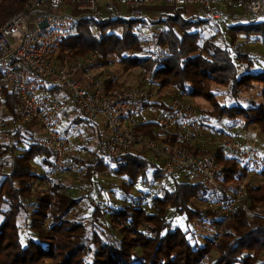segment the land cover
Here are the masks:
<instances>
[{
    "label": "trees",
    "instance_id": "trees-1",
    "mask_svg": "<svg viewBox=\"0 0 264 264\" xmlns=\"http://www.w3.org/2000/svg\"><path fill=\"white\" fill-rule=\"evenodd\" d=\"M29 1L0 0V24L20 12ZM184 9L177 8L174 15L161 16L157 21V25L163 26L158 43L167 49L163 59H151L148 48L133 32L137 21L121 18L111 7L105 9V17H79L72 34L59 47V53L73 60L94 57L96 69L107 70L115 62L126 70L140 69L146 75L145 83L158 86V93L171 88L174 96L184 100L206 101L212 109L201 110L204 116L197 121L202 127H207V116L214 115L225 117L231 127L241 122L244 129L257 127L264 134V70L240 74L238 69L239 65L251 67L254 60L238 41H257L264 46V16L256 22L229 26L231 43L228 44L221 27L228 26V20L235 18L233 14L225 10L218 28L211 31L201 28L205 20L196 14L186 18ZM104 85L108 90L121 88L115 76ZM213 85L227 88L229 105L221 103ZM258 85L262 100L250 101L248 108L241 106L242 92ZM148 93L145 109L158 106L151 103L152 90ZM17 103L16 91H6L0 98V120L9 111L12 120L21 124L15 115ZM139 124V132L147 141L175 144L174 139L158 134L157 123ZM5 133L8 141L0 142V264H264V218L251 220L237 207L233 219L226 222L219 213L193 209L190 204L204 196L201 184L175 182L174 191L166 190L154 196L151 205L157 207L155 212L148 210L152 206L143 197L132 199L125 206L110 208L111 201L96 203L88 200V194L77 196L76 191H71L72 185L53 179L51 152L41 146L39 139L31 137L29 147L16 154L18 144L23 141ZM97 138L100 144L107 137L97 133ZM199 148L190 146L195 154L213 152ZM213 154L224 168L227 185L245 173L222 151L216 150ZM38 157L42 158L41 173L32 164ZM111 160L117 163L116 172L128 178L123 183V190L128 193L152 170L155 180L165 177L161 165L156 166L132 152ZM97 169L104 172L108 166L102 162ZM94 176L87 171L91 186L95 183ZM257 179L249 184L245 201L250 207L264 211V170ZM34 182L45 190L35 191ZM76 184L82 188L81 183ZM175 208L184 210L188 223L202 227L209 223L215 228L214 235L201 243L178 227L166 233V214ZM81 215L85 217L80 218ZM22 216H25L24 226L20 223ZM213 251L216 257L210 256Z\"/></svg>",
    "mask_w": 264,
    "mask_h": 264
},
{
    "label": "built area",
    "instance_id": "built-area-1",
    "mask_svg": "<svg viewBox=\"0 0 264 264\" xmlns=\"http://www.w3.org/2000/svg\"><path fill=\"white\" fill-rule=\"evenodd\" d=\"M157 3L200 9L204 26L211 31L218 28L223 17L221 7L241 10L249 22L264 16V0H31L0 24V98L8 90L16 91V118L22 125L35 124L44 133L40 144L51 152L50 171L55 180L70 174L76 183H81L86 168L140 148L153 154L165 176L182 174L188 183L201 184V201L224 221L233 219L237 207L251 220L264 218L262 208H252L245 201L249 184L264 170L261 150L243 144L229 130L204 139L197 131L200 126L196 107L177 96L172 97L168 113L158 123V134L174 139L175 144L147 141L139 132L137 120L149 100L146 89L124 86L108 90L104 83L113 81L114 76L106 69H96L94 57L73 60L58 54L79 17H100L111 7L137 21L133 32L148 48L151 59L165 58L167 49L158 43L162 29L151 24L144 12ZM69 103L90 124L95 125L98 119L104 121L108 136L96 148L89 136L63 127ZM211 145V151H222L245 171L231 185H227L224 168L213 152L195 154L190 149Z\"/></svg>",
    "mask_w": 264,
    "mask_h": 264
},
{
    "label": "rangeland",
    "instance_id": "rangeland-1",
    "mask_svg": "<svg viewBox=\"0 0 264 264\" xmlns=\"http://www.w3.org/2000/svg\"><path fill=\"white\" fill-rule=\"evenodd\" d=\"M102 6L104 4L102 3ZM221 11L224 13L225 8L222 9ZM196 10V16H198L201 20H204L203 14L200 11V9L195 8ZM105 11V10H104ZM103 11L102 17H105L106 13ZM227 13L233 14L235 18L233 17L232 20H228V26L225 28L221 27V32L223 33V36L225 37L226 43L230 44L231 39L230 36L227 33V28L229 26H234L237 24H247L249 23L247 19L243 17L242 11L239 9H228L226 10ZM121 18H126L125 13L119 14ZM155 18V17H154ZM149 19V18H148ZM150 23L154 24L155 27L162 29V25L158 24L157 21L159 18L154 19L153 21L151 19ZM223 25V24H222ZM204 25L201 27L204 29ZM249 41V39H248ZM239 43L242 44V49L244 52L249 53L253 60V64L251 67H244L239 65V73H256L260 72L261 70H264V46L257 41H252L250 43H247V40L241 39L238 41ZM236 44L234 45V47ZM59 56H61L60 53H58ZM110 74L116 77L117 82L119 81L121 83V87L124 86H130V87H141L143 90H152V97H151V103H156L158 106H150L145 109V111L141 114V118L138 117V121H140L142 118L145 119L147 122H154L157 123L160 121L162 118L164 112L167 110L168 107L171 105V100L172 97L175 95L173 93V90L171 88H168L164 92L158 93L159 87L154 86L150 87L149 84L145 83L147 82L146 75L141 71L140 69H135V70H126L124 66L118 62H115V64L107 69ZM214 91L216 92L218 99L221 101V103L225 105H229L230 101L228 99V90L227 88H222L217 85L212 86ZM261 86H256L254 89L248 92H242L241 98L239 100V103L243 107H250L251 103L250 101H256L260 102L261 99V94H260V89ZM171 96V97H170ZM191 104H193L196 107L197 113L199 117H203L204 113L203 111L205 110H211L212 107L204 100L202 99H195V100H188ZM232 104H235V102L231 101ZM160 104H163V106H160ZM203 110V111H201ZM13 119V115L9 113V111L5 112V115L2 117L0 120V142L4 143L8 141V138H5V135L7 132L10 136L15 135V139L18 141H23L21 144H18L16 154H20L23 150L27 149L30 145V142L33 139H43L44 133L39 127H26L23 126L22 124L16 123ZM79 119H82L85 122H79L78 124L75 123L76 120L79 121ZM4 122H6L4 124ZM206 126L207 127H202L201 128L204 130V139H209L213 135H215L219 130H229L231 133L237 135L239 137V140L245 144V145H250L258 148L264 153V134L257 128V127H251L249 129H244L242 126V123L239 122L237 126L232 127L228 124V120L225 117L218 118L217 116L214 115H208L207 120H206ZM96 125V126H95ZM95 129H99V133L101 134L102 137H107L108 136V131L106 129L105 123L102 119H98L95 124ZM63 127L68 130H72L74 134L77 132H81L82 134L86 136H90L92 138V133L93 130L91 129V126L87 123L86 119L84 116L76 111V107L72 106V104L69 103L68 106V112L67 115L63 118ZM19 133L16 135V133ZM19 135V136H18ZM9 137V136H8ZM32 137V138H31ZM97 138V137H96ZM92 142L96 143L97 139L94 138V141ZM17 142H14L15 144ZM97 144V143H96ZM95 144V145H96ZM92 147L93 143H92ZM136 149V148H135ZM205 149H212V145L209 146L208 148L205 147ZM140 156L147 159L150 161L152 164L159 166L160 163L155 161V158L153 154L148 151V150H143L140 153ZM42 161V158L38 157L36 160L32 163L33 166L35 167V170L39 173L42 172V165L40 162ZM102 163V161H98V164ZM108 166V170L104 172H100L97 169V166L94 168H86L85 169V176L81 182L82 188H78V185L75 183V180L73 179V176L70 174L66 175H60L61 179L63 180V183L73 187L71 191H76L77 196L81 195H87L88 200L98 202V203H104L107 202H112L110 208L116 207V206H125L126 204H129L130 201L133 200H139L140 198L147 200V202L150 204L147 207L150 212H155L157 210V207L155 205H151V201L154 198V196L157 195H162V192L164 191H174L175 188V182L179 183H184L187 182L185 179V176L182 174H176L172 177H162L161 179L155 180L153 178V173L154 170L151 172H148V175L145 180L137 182L134 187L128 192L123 190V183L127 182L128 178L125 176H121L116 172L117 169V163L114 162L113 160L109 158H105L104 162ZM97 164V165H98ZM90 171L91 174L95 175V183L91 186V182L88 183L87 178H86V173L87 171ZM259 179H255L253 182H257ZM129 183V182H128ZM35 191L39 189H44L45 187H39V183L34 182ZM77 185V186H76ZM42 191V190H41ZM202 195H203V190ZM203 197V196H202ZM201 200L200 198L197 201H193L190 206H194V208H198L201 210L207 209L205 206L204 201H199ZM136 202V201H135ZM190 202V201H189ZM116 204V205H114ZM117 208V207H116ZM85 217V215H81ZM2 217L0 214V221ZM166 233L168 231H174V228L178 227L184 232L188 231V237L189 238H194L193 240H198L199 242H203V239L206 237H210L214 235L215 233V228L211 227L209 223H206L205 227L199 226L198 224L194 223H188L187 217L185 215L184 210L180 208H175V209H169L167 214H166ZM25 222V216H22L20 218V223L22 226H24ZM211 223V221H210ZM24 234V231H23ZM217 253L216 251H213L210 256L216 257Z\"/></svg>",
    "mask_w": 264,
    "mask_h": 264
},
{
    "label": "crops",
    "instance_id": "crops-1",
    "mask_svg": "<svg viewBox=\"0 0 264 264\" xmlns=\"http://www.w3.org/2000/svg\"><path fill=\"white\" fill-rule=\"evenodd\" d=\"M176 9L177 8H174V7H171V6H166V5L157 3V4H153V5H150V6L146 7L144 9V12H145L146 16L153 21L156 18H159L160 19V17L161 16H164V15H174ZM184 10H185L186 18H190V17H192V16H194L196 14V10L194 8H185ZM168 109H169V107L167 108L166 112H164L163 116L167 113ZM139 117L141 118L142 116L140 115ZM197 119L201 120V117H199L198 113H197ZM79 122H85V121H83L82 119H79V121L78 120L75 121V123H77V124ZM139 122L144 123V122H147V121L142 118ZM88 124L91 126V129L93 130L92 138L89 136V138L91 139V142H92V140L94 141V138L97 139V142H98L99 139L96 138V137H97V133H99V129H97V130L95 129V126L96 125L94 126L93 124H90V123H88ZM199 126L200 127L197 129V131H199L201 134H204L203 133L204 130L201 128V125L200 124H199ZM92 143H93V146H96L97 147L98 144H96L94 142H92ZM199 149H203L204 150L205 147H200ZM142 151H143L142 149L136 148V149H134L132 151V154L140 155V153Z\"/></svg>",
    "mask_w": 264,
    "mask_h": 264
}]
</instances>
